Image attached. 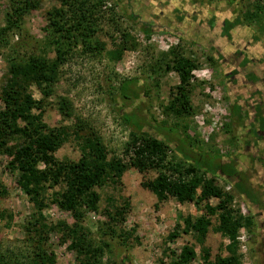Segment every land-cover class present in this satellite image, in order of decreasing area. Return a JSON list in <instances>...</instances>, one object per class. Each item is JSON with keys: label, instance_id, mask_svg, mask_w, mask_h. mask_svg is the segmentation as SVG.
I'll list each match as a JSON object with an SVG mask.
<instances>
[{"label": "rangeland", "instance_id": "1", "mask_svg": "<svg viewBox=\"0 0 264 264\" xmlns=\"http://www.w3.org/2000/svg\"><path fill=\"white\" fill-rule=\"evenodd\" d=\"M103 1L97 13L100 32L96 39L106 45V51L97 56L83 55L79 47L73 57L62 65L57 95L46 102L44 109L46 124L51 128L69 127L75 124V119H79L87 126V130H93L102 138L109 158L126 159L124 150L131 139L130 135L140 128L171 144L173 153H170L168 161L181 148L185 155L193 159L202 156L207 158L214 152L225 153L232 149L233 135L242 130L231 116L230 101L221 82V72L216 63L209 61V54L203 47L182 38L179 33L192 34L196 8H203V14L215 12L225 15L233 6L239 18L264 42V0ZM9 2L0 0L2 27ZM130 3L140 22L152 26L150 36L143 33L140 23L130 19ZM55 7H59L57 2L40 0L39 7L25 16L23 29L7 37L9 46L14 49L9 51L5 45L0 46V87L7 70L6 58L11 52L16 51L14 55L22 57L33 54L49 55L50 58L55 56L47 46L44 33L47 26L46 13ZM122 39L135 42L137 47L125 51L121 60L114 61L110 52L115 50V42L119 44ZM172 50L181 51L198 65L190 82L191 115L184 118L165 113L171 93L180 84L177 74L166 73L163 66V60L170 56ZM134 80L139 85H130L126 93L132 99L126 100L121 88L128 81ZM31 93L35 100L43 99L36 87L31 88ZM59 98H64L70 105V118L61 116L57 106ZM3 109L4 104L0 99V110ZM191 148L196 152L192 153ZM80 155L79 143L71 139L57 152L56 158L76 161ZM1 161L0 181L7 188L8 196L0 199V209L9 211L13 220L0 222V258L5 260V264H29L33 250L27 243L23 227L32 208L17 184L19 172L9 167L8 157H3ZM157 175V172H153L143 176L131 169L125 174L120 187L97 189L102 197L100 211L88 213L84 225L90 230L91 238L97 245L101 242L111 245L112 253L102 258L103 264H125L124 261H127L126 264H172L176 260L173 254L180 255L185 246L195 248L196 256L190 264H205L201 249L191 235H182L173 242L169 241V235L178 224L183 225L185 218H197L203 212L195 203L180 204L174 199L156 209L157 199L145 191L141 183ZM218 183L221 185L219 180ZM224 188L235 196L232 209L248 217L249 212L239 194L226 185ZM110 199L119 203L123 199L130 200L131 209L125 227L129 232L135 231L133 243L136 246H123L118 240L103 235L104 229L101 230V227L105 220L102 210ZM217 202L211 200L210 204L215 206ZM43 218V222L48 225L74 224L71 212H62L56 207L44 211ZM255 228L249 231L243 229L240 233L239 248L243 257L239 264H264V238L255 233ZM60 239L57 232H51L47 237V243L56 256V264H76V253L69 250V244H61ZM229 243L220 234L211 232L206 245L211 250L212 259L220 253L226 255L224 248Z\"/></svg>", "mask_w": 264, "mask_h": 264}, {"label": "trees", "instance_id": "2", "mask_svg": "<svg viewBox=\"0 0 264 264\" xmlns=\"http://www.w3.org/2000/svg\"><path fill=\"white\" fill-rule=\"evenodd\" d=\"M52 1L57 2L59 7L46 13L47 26L44 33L47 46L55 56L50 58L49 55L33 54L22 57L14 55L16 51L11 52L6 58L7 70L0 87V99L4 104V109L0 110V166L3 157L10 159L9 167L19 172L17 184L32 208L23 227L27 243L33 250L29 264H56V256L47 243L51 232L60 234L61 244H69V250L76 253V264H103L102 258L112 253L111 245L108 242L97 245L91 238L90 230L84 225V220L88 213L100 211L102 197L97 189L120 187L125 174L131 169L143 176L157 172L155 178L141 183V187L157 199L156 209L174 199L180 204L195 203L203 212L197 218H185L183 225L178 224L169 235V241L173 242L182 235H191L201 249L205 264H239L243 257L239 248L240 233L243 229L249 231L255 227V223L253 218L239 215L232 209L234 194L226 192L217 180L222 166L212 165L201 158L193 159L185 155L182 148L177 149L172 160L168 161L170 153H173L171 144L159 136L143 132L140 127L131 133V139L124 150L126 159H122L109 158L102 138L93 130H87V126L79 119H75V124L69 127L51 128L46 124L44 109L46 102L57 95L62 65L73 57L79 47L83 55L97 56L106 51V45L96 39L100 32L97 13L103 0ZM39 5L40 0H10L5 24L0 26V46L5 45L9 51L14 49L9 46L7 37L20 32L25 25V16ZM128 7L130 19L140 23L143 33L150 36L152 26L140 22L131 3ZM225 25L226 28L237 26L248 40H258L255 32L243 20L237 21L236 25L227 22ZM192 26L196 32L194 44L209 47L214 38L206 36L207 33L202 31L207 23L197 18ZM182 38L188 39L186 36ZM114 46L115 50L110 52V57L119 61L125 51L135 50L137 44L122 39L119 44L115 42ZM208 59L213 62V57L209 56ZM163 63L165 72L176 73L180 83L175 92L171 93L165 113L179 118L190 116V82L194 70L198 68L197 63L178 50H172ZM132 84L139 85V82L128 81L121 88L126 100L132 99L126 93ZM32 87L40 91L43 97L41 101L33 97ZM132 94L135 95V92L132 91ZM57 106L61 116L71 117V107L64 98H59ZM36 110L39 112L36 113ZM71 139L80 145L79 159H57V152ZM191 150L192 153L196 152ZM230 179L234 183L235 179ZM234 187L243 192L240 195H244V203L247 201L250 209L256 210L248 193L239 185ZM7 196L8 190L0 181V199ZM211 200L218 202L212 206ZM50 207L71 212L74 224H45L43 212ZM130 209V200L123 199L119 203L110 199L102 210L105 220L101 227V230L104 229L103 235L127 247L137 245L133 243L135 231L129 232L125 227ZM12 220L13 215L9 211L0 209V222ZM211 232L230 241L224 248L226 255L220 253L212 259L211 250L206 245ZM173 255L176 260L172 264H190L196 252L194 247L185 246L180 255ZM0 264H5L3 258H0Z\"/></svg>", "mask_w": 264, "mask_h": 264}, {"label": "flooded vegetation", "instance_id": "3", "mask_svg": "<svg viewBox=\"0 0 264 264\" xmlns=\"http://www.w3.org/2000/svg\"><path fill=\"white\" fill-rule=\"evenodd\" d=\"M203 12V8H196V19L207 23L202 31L214 38L204 49L221 72L231 116L242 131L233 135L234 147L228 152H214L207 158L202 156L201 160L223 167L217 175L221 186L227 185L242 200L244 195L234 186L239 185L248 193L256 206V210H251L245 201L248 217L254 220L255 233L264 238V42L253 29L257 41L248 40L237 26L226 28V22L236 25L242 20L233 6L225 15ZM191 28L192 34H179L194 43L196 32L194 26ZM230 178L235 179L234 183Z\"/></svg>", "mask_w": 264, "mask_h": 264}, {"label": "built area", "instance_id": "4", "mask_svg": "<svg viewBox=\"0 0 264 264\" xmlns=\"http://www.w3.org/2000/svg\"><path fill=\"white\" fill-rule=\"evenodd\" d=\"M243 241V240H242Z\"/></svg>", "mask_w": 264, "mask_h": 264}]
</instances>
